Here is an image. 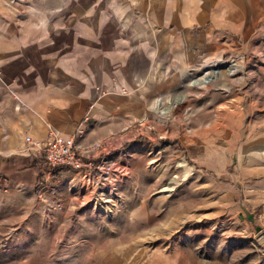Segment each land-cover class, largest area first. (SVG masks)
I'll list each match as a JSON object with an SVG mask.
<instances>
[{
  "label": "crops",
  "instance_id": "obj_1",
  "mask_svg": "<svg viewBox=\"0 0 264 264\" xmlns=\"http://www.w3.org/2000/svg\"><path fill=\"white\" fill-rule=\"evenodd\" d=\"M225 52L247 54L244 70L230 90L199 93L206 99L199 111H211L215 126L220 116L230 118L221 141L234 149L231 163L243 164L227 181L205 182L214 207L232 202L234 176L251 196L264 194V0H0V194L25 216L50 215L57 224L47 222L68 230L76 173L64 166L40 180L38 157L23 148V136L42 139L53 130L72 136L83 153L97 142L98 152L115 154L134 119L149 113L146 100L169 95L178 83L176 68ZM183 114L189 130L182 139L190 146L191 106ZM207 125L197 124L202 148ZM45 187L61 208L46 201ZM75 197L83 203L84 195ZM143 253L136 247L132 258Z\"/></svg>",
  "mask_w": 264,
  "mask_h": 264
},
{
  "label": "rangeland",
  "instance_id": "obj_2",
  "mask_svg": "<svg viewBox=\"0 0 264 264\" xmlns=\"http://www.w3.org/2000/svg\"><path fill=\"white\" fill-rule=\"evenodd\" d=\"M247 56L225 52L202 58L190 69L176 68L179 81L173 90L161 99L146 100L149 113L141 121L134 119L128 139L121 141L115 154L110 153L114 149L108 153L117 179L109 202H93L82 183L79 193L68 187L77 200L68 230L61 232V226L47 222L53 219L57 224L50 215L25 216L27 211L15 207L11 196L0 194V264H264V194L251 196L252 188L234 176L232 202L223 199L214 207V197L205 189L207 180L227 181L243 163H231L234 149L221 141L228 138L230 118L222 115L219 124L212 125L211 111H199L200 102L206 100L199 93L222 86L230 90L229 81L242 73L240 62ZM216 59H232L235 69L201 71L203 64ZM205 77L208 81L202 82ZM155 101L168 110L159 113ZM188 106L190 146L182 139L189 130L188 123L186 128L182 124L183 108ZM199 121L209 126L205 148L197 138ZM171 183L170 190L162 189ZM82 195L84 201L78 204L75 196ZM136 247L143 256L132 258Z\"/></svg>",
  "mask_w": 264,
  "mask_h": 264
},
{
  "label": "built area",
  "instance_id": "obj_3",
  "mask_svg": "<svg viewBox=\"0 0 264 264\" xmlns=\"http://www.w3.org/2000/svg\"><path fill=\"white\" fill-rule=\"evenodd\" d=\"M226 66L228 72H232L235 69V62L232 59H229V61L216 59L209 64H203L201 71L211 70L213 72L212 70L216 71L218 67L225 68ZM230 69L232 70L230 71ZM86 119L87 115L84 114L81 121ZM80 125L81 122L75 128L77 134L82 132ZM23 142V148L33 151L38 157L40 180L45 181L54 170L65 166L76 173L77 180L80 184L82 183L83 188L81 189L89 193L90 199L93 198V202L102 204L109 202L110 194L116 189L117 179L108 154L98 152L100 149L99 143L94 142L86 146L84 151L91 152V154H86L78 147L72 136H63L53 130H48L46 136L42 139L24 135ZM73 181L72 178L69 187L74 191L76 189L72 184ZM45 191L46 201L52 203L56 209L61 208L62 204L51 197V188L45 187Z\"/></svg>",
  "mask_w": 264,
  "mask_h": 264
},
{
  "label": "bare ground",
  "instance_id": "obj_4",
  "mask_svg": "<svg viewBox=\"0 0 264 264\" xmlns=\"http://www.w3.org/2000/svg\"><path fill=\"white\" fill-rule=\"evenodd\" d=\"M232 70V69H231ZM230 70V71H231ZM206 72V71H205ZM207 76V75H206ZM207 79V77H205V78H203L202 79V82L204 81V80H206ZM207 81H208V79H207ZM160 101L158 102V101H155V103H154V105H153V107L154 108H157V110H158V112L159 113H165L168 109H165V108H160ZM172 186H173V183H171V185H168V186H166V187H164V188H162L163 190H166V191H168V190H170L171 188H172Z\"/></svg>",
  "mask_w": 264,
  "mask_h": 264
}]
</instances>
